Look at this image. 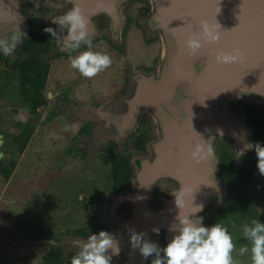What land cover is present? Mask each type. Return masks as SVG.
<instances>
[{
	"label": "rangeland",
	"instance_id": "1",
	"mask_svg": "<svg viewBox=\"0 0 264 264\" xmlns=\"http://www.w3.org/2000/svg\"><path fill=\"white\" fill-rule=\"evenodd\" d=\"M48 2L54 4L51 6L64 4L65 11L72 8L69 2L62 0H39L29 5L23 14L19 6L26 26L28 20L35 24L47 21L43 20ZM55 12L53 10L49 15H53L49 25L60 30L59 51L66 52L63 50L66 28L53 23V19L63 14ZM120 12L122 25L117 38L110 34L107 17L97 15L104 19L103 28L98 29L95 16L96 35L80 44L81 47L91 42V49L88 44L84 50L71 56L86 50L106 53L113 61L107 69L93 78H86L71 67L69 57H62L59 64L56 58H51L52 73L46 91L59 93L62 104L57 108L52 97L32 119L21 112L25 115H19L17 120L28 123L33 132L29 138L21 131L20 125H12L5 116L8 108H16L19 112V106L25 104L23 96L18 93L17 85L10 82L0 84V121L4 132L0 162L4 167L11 161L16 162L8 181L0 175V264H40L42 255L51 247L61 248L64 261L71 264V258L80 251L78 244L90 234L73 238L67 232L85 228L91 220H96L114 235L118 223L132 210L131 205L122 204L111 217H105L104 208L109 206L115 195H110V166L99 148L110 140L121 148L128 134L135 131L142 121L151 128L148 154L138 156L133 153V157L138 160L152 156L151 147L161 134L157 120L147 110H141L133 128L124 134H120L109 119L111 115L125 111V103L132 94L137 75L160 74L165 45L161 33L152 31L148 25L153 12L150 0H126ZM0 49L4 52V46ZM142 67H150L152 71L146 73L140 70ZM247 103L231 102L229 107L233 114L245 116L242 107ZM83 126H87L88 133L81 135L78 132ZM16 136L28 142L22 154L18 153V144L13 141ZM221 140H213L215 152ZM227 145L234 159V171L255 154L253 147L241 160H237L233 146ZM215 178L221 181L217 174ZM175 188L176 185L166 179L156 183L151 189L150 210H160L161 199ZM207 208L225 210L221 223L233 234L238 250L241 244L246 243L242 238V225L254 218L264 223V176L257 170L243 187H236L233 178L226 180L224 196ZM164 233L165 230H161L151 236L150 242L163 248ZM127 257L128 253H120L111 264H120ZM237 258L242 260V264H249L248 257Z\"/></svg>",
	"mask_w": 264,
	"mask_h": 264
},
{
	"label": "water",
	"instance_id": "2",
	"mask_svg": "<svg viewBox=\"0 0 264 264\" xmlns=\"http://www.w3.org/2000/svg\"><path fill=\"white\" fill-rule=\"evenodd\" d=\"M39 0H30L36 4ZM69 2L71 7L75 0ZM98 4L84 16L89 20L88 39L97 33L93 19L103 14L109 20V31L117 38L122 25L121 5L126 0H96ZM153 12L148 19L152 31L161 33L164 40L163 67L160 74L136 76L132 94L121 114L111 115L109 121L120 134L131 130L142 109L158 122L161 134L151 147L152 156L136 160L132 191L115 195L104 208L111 217L122 204L132 206L130 214L118 223L114 238L119 241L120 253L128 257L120 264H148L139 247L133 249L131 236L144 233L142 241L165 230L164 247L178 233L169 230L178 224L177 217L190 214L192 206L201 205L200 216L212 202L225 194V181H217L218 156L196 163L190 153L197 143L225 138L237 153L248 144L250 127L245 116L231 112V102L244 101L264 106V0H150ZM220 25L221 39L203 43L190 54L185 46L189 36L199 35L200 24ZM27 29L18 0H0V38L11 46L10 37ZM64 37V42L65 38ZM5 48L4 44L0 47ZM238 47L244 52L242 61L217 64V52H230ZM2 143L0 136V145ZM2 154L0 153V158ZM166 179L176 188L161 199V209L152 211V187ZM183 198L180 209L176 199ZM133 229L134 232L129 231ZM87 239V238H86ZM82 239L80 241H86ZM119 253V254H120ZM117 255H113L112 259Z\"/></svg>",
	"mask_w": 264,
	"mask_h": 264
},
{
	"label": "clouds",
	"instance_id": "3",
	"mask_svg": "<svg viewBox=\"0 0 264 264\" xmlns=\"http://www.w3.org/2000/svg\"><path fill=\"white\" fill-rule=\"evenodd\" d=\"M54 24L60 26L68 25L67 37L65 38L63 50L76 49L89 38V20L84 16L79 5L74 4L66 13L53 19ZM199 35H191L185 41V46L190 54H195L203 43H217L221 39L220 25H210L207 21L200 24ZM45 32L56 36L53 28H45ZM21 32L12 35L11 46L5 44V39L0 38V44H4V54L12 55L17 41L20 40ZM89 49L91 43L89 42ZM244 52L238 47H233L230 52L220 51L216 53L217 64H232L242 61ZM71 67L78 70L86 78H93L101 71L107 69L113 63L111 57L99 51H82L75 57L69 56ZM254 147L257 156V168L264 176V145L260 143L245 144L244 150L237 153V157L243 156L247 150ZM191 159L201 163L214 157L215 150L210 141H203L194 146L190 153ZM176 204L182 209L185 206L183 198L177 197ZM194 211L187 215L177 217L178 224L170 226L169 230L178 234L163 248L150 241H142L144 233L131 236L133 249L139 247L142 256L147 259L153 254L156 259L152 264H242L237 257H248L249 264H264V223L258 219H251L241 227L242 238L246 241L239 246L229 228L221 222L212 226L203 224V217L196 216L203 210L201 205L192 206ZM129 231L134 232L133 229ZM157 234L158 228L153 229ZM80 251L71 258V264H111L113 255H119V241L112 233L101 230L98 234H90L86 241L78 244ZM162 254V255H161Z\"/></svg>",
	"mask_w": 264,
	"mask_h": 264
},
{
	"label": "trees",
	"instance_id": "4",
	"mask_svg": "<svg viewBox=\"0 0 264 264\" xmlns=\"http://www.w3.org/2000/svg\"><path fill=\"white\" fill-rule=\"evenodd\" d=\"M43 29L44 26L41 27V30ZM41 30L31 29V45L26 50L27 56H25V59L18 62L15 68L17 71L15 80L20 83V86H18L19 92L23 95L25 102L30 104L33 111L44 105V97L41 95L40 91L45 87L49 72V64H45L42 59H40V56L46 46L48 49L50 38L45 33L40 32ZM28 86H30V88H28ZM243 111L249 125L252 127V135L255 143L264 145V106L246 105L243 107ZM32 133V130L27 132L28 136ZM78 133L81 135L88 133L87 126L81 127ZM150 138L151 128L149 124L140 121L136 130L128 134L121 148L113 140L107 141L99 148L103 158H105V161L110 166V195L114 196L133 190L136 161V156L133 157V153L138 156L148 154L147 149ZM15 141L19 145V153H22L27 145V141H23L20 138H16ZM217 156V178L225 181L233 178L236 187H243L258 170L256 155L249 161L243 163L236 171H234L233 157L225 147L219 148ZM15 166L16 162L14 161L10 162L7 167L2 166L0 162V175L5 181L9 179ZM118 213L120 212L118 211ZM224 213L225 210L223 208L216 210L212 208L205 209L201 214V217H203V224L205 226H212L217 222H221ZM101 230L106 231L96 220H91L85 228L75 229L67 232V234L73 238H83L88 233L98 234ZM154 259H156L155 254L148 257L149 264H152ZM67 261H69V259H67ZM40 264H66L62 249L59 247H51L42 255Z\"/></svg>",
	"mask_w": 264,
	"mask_h": 264
},
{
	"label": "flooded vegetation",
	"instance_id": "5",
	"mask_svg": "<svg viewBox=\"0 0 264 264\" xmlns=\"http://www.w3.org/2000/svg\"><path fill=\"white\" fill-rule=\"evenodd\" d=\"M48 3L49 4L45 8V14H44V16H46V17L43 20V21H45V20H47V21H45L44 23L42 22L41 24H38V23L35 24L34 22H31L30 20H28V22H27V29H26L25 33L23 35H21V38H20L21 40L20 41H17V46H16L14 52L12 53V55H10V56L5 55L4 52L0 49V76L3 77V79L0 78V84L6 85L7 83L10 82L12 84H15L14 86L17 85V88H18V86H20L19 81L15 80V77L17 76V71H16L15 68H16V64L18 62H20L21 60L25 59V56H27L26 50L31 45V42H30L31 29L32 30L33 29L41 30V27L42 26H44V29L45 28H49V27L50 28H53L56 31V36L55 37H53L50 33L45 32L44 29L40 31V32L45 33L50 38L49 39L50 45L48 46V49H47V46H46V48L41 52L42 54L40 56V59H42V61L45 64H49V72H48V75H47V80H46V83H45V87L43 89H41L40 92H41V95L44 97V101H45L44 102V105L42 107H44L45 105H47L48 99H50V98L53 97V100L52 101H55L56 102V105H57V108H58L62 104L61 100H59V98H58L60 96V94L59 93H47V91H46L47 90V87L49 85L48 80L50 79V76H51V73H52V66H51V63H50L51 58H56L57 59V62L59 64V63L62 62L61 61L62 60L61 59L62 57H64V56L65 57H69V56H72L73 54L76 55L77 54V51L84 50L88 46L89 42H87L84 46H81V47L79 46L76 49L70 48L66 52H60L59 51V48L60 47H59V42H58V37H59V34H60V30L55 29L54 27H51L49 25L50 24V21L49 20L50 19L52 20V16H53V15H51V16H49V15L50 14H53V10L56 11L55 13H58V14H60V13L64 14L67 11H65L66 7H65L64 4H56L55 6H51L50 4H52V5H54V4L51 3V2H48ZM29 5H33V3L30 2V0H19V6L21 7V10H22L23 14L25 13L24 12L25 9L28 8ZM103 21H104V19L102 20V18L100 16H97L96 22H97L98 29L103 28ZM63 27H64V29L66 28V34H67L68 25H64ZM49 58H50V60H49ZM140 70H143L146 73H149V72L152 71L150 67H147V68L142 67V68H140ZM29 76H30V74H29ZM2 80H4V82H1ZM28 88H30V86H28ZM18 93L20 94V96L22 95L19 92V89H18ZM31 95H32V92H31ZM24 101H25V99H24ZM246 105H253V104L247 103L244 106H246ZM253 106H255V105H253ZM243 107H242V112L244 114ZM39 108H41V107H39ZM39 108H37L35 111H33L31 109V107H30V104L25 102V104H23L22 107L19 106V112H17L16 108L13 109V110L11 108H8L7 111L5 112V114H7V115H5V116H7L8 119H10L12 125H16L17 127H19V125H20L21 126L20 128H22L21 131H23L24 133H27L28 131H30V129L28 127L29 126L28 123L27 122H24V121H22L21 123H19L18 122L19 120H17V117L19 115L20 116H23L25 114H28L29 119H32L33 115L36 112H38ZM23 111H24L25 114L24 113H21ZM14 112H16V113H14ZM245 117H246V115H245ZM246 119H247V117H246ZM247 123H248V120H247ZM248 125H249V123H248ZM1 127H2V121H0V136H1V140H2V143L0 145V148H2V146H3L2 144L4 143V141H3L4 132H3V130H2ZM249 127H250V131H249L250 132V134H249V137H250L249 138V142L254 145L255 144V141H254V137L252 135L253 134V130H252V127L250 125H249ZM30 136H32V135H30ZM30 136H28V134H27V137L28 138ZM16 138H20V137L19 136H16L15 138H13V141L15 143H17L15 141ZM23 141H27V140H23ZM228 143H230V145L232 146V143L229 140H227L225 138H222V140L220 142V146L216 149V153H217V151L219 150L220 147H225L228 150V152H229V145H227ZM18 153H19V151H18ZM22 153H19V154H22ZM229 154H230V152H229ZM255 155H256V152L253 155V157ZM234 156H235V154H234ZM252 158H250V159H252ZM249 160H245L243 163H245L246 161H249ZM233 163H234V159H233ZM15 168H16V166H15ZM15 168H14V170H15ZM14 170H13V172H14ZM219 180H221V179H219ZM148 264H149V260H148Z\"/></svg>",
	"mask_w": 264,
	"mask_h": 264
},
{
	"label": "bare ground",
	"instance_id": "6",
	"mask_svg": "<svg viewBox=\"0 0 264 264\" xmlns=\"http://www.w3.org/2000/svg\"><path fill=\"white\" fill-rule=\"evenodd\" d=\"M75 1H76V5H79L84 15L98 4L96 0H75Z\"/></svg>",
	"mask_w": 264,
	"mask_h": 264
},
{
	"label": "crops",
	"instance_id": "7",
	"mask_svg": "<svg viewBox=\"0 0 264 264\" xmlns=\"http://www.w3.org/2000/svg\"><path fill=\"white\" fill-rule=\"evenodd\" d=\"M8 181V180H7Z\"/></svg>",
	"mask_w": 264,
	"mask_h": 264
}]
</instances>
